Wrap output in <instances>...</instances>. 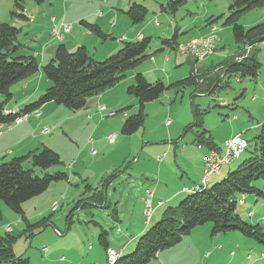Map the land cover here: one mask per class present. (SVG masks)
Instances as JSON below:
<instances>
[{
  "label": "rangeland",
  "instance_id": "374dc122",
  "mask_svg": "<svg viewBox=\"0 0 264 264\" xmlns=\"http://www.w3.org/2000/svg\"><path fill=\"white\" fill-rule=\"evenodd\" d=\"M14 1H19L22 6H16ZM123 1L127 0H44L41 4L34 0H0V22H7L19 30L16 43L20 54H36L38 58L34 57L37 61L43 56V64L52 58L56 46L63 42L84 45L89 48L90 54L95 53L96 59L117 51L119 48L115 43H118V37L112 36L107 40L99 38L80 22L79 16L102 12L112 5L119 8L118 5ZM145 1L132 2L145 5ZM168 1L159 3V6L145 5L147 15L155 17L161 23V28L168 37L173 33L174 26H178V42L184 43L191 35L196 36L207 28L209 25L205 20L208 17H218L212 23L216 25L215 34L220 39L216 54L208 56L203 62L197 60L198 67L202 63L206 66L204 70L200 68L203 73L207 67L217 65L220 60L230 61L234 57L237 44L231 25L223 23L229 15L228 6L234 0H185L173 13L169 8L166 10L168 13L161 9ZM64 6L67 8L63 13L65 19H62ZM263 15V8H253L239 15L235 22L249 28L263 21ZM51 16L56 18V31L60 30L61 23L70 26L60 37L53 34ZM153 18L150 23L156 28ZM170 18L174 20L168 21ZM87 20L92 22V19ZM112 21L116 23L112 18L106 19L102 25L99 24L100 29L104 33L111 32L107 27H110ZM117 32L119 36L122 31ZM159 38L161 36L157 38L155 35L151 38L150 45L154 49L151 51L152 57L156 56L163 63L166 58L170 61L160 67L159 75L146 76L149 82L159 79L167 86L171 81L161 69L173 74L172 82L186 78L190 70L184 64L186 54L168 47L157 51L161 45ZM251 52L261 64L257 76L240 77L217 70L214 74H204L206 78L216 79L209 93L197 92L195 85L178 89L169 87L158 99L145 103L143 126L131 135H124L120 130L125 117L138 110L137 99L126 93L127 87L134 83V78L128 79L129 73L136 67L125 72L120 80L121 86L116 90L110 92V88H107L92 96L93 100L79 111H72L53 102L42 105L41 126H47L49 132L41 133L44 127H38V120L31 138L33 145L26 153L38 152L42 147L52 149L59 155L61 163L49 167L46 172L63 171L67 174V179L52 183L44 192L23 203L24 217L29 223L34 224L47 218L43 226H31L32 235L29 238L26 221L0 202V207L7 209V213L0 216V235L10 231L16 237L13 245L15 257L27 259L28 264H107L104 246L98 239L100 233H104L109 246L117 250L126 245L123 255L133 251L138 237L160 220L161 216L157 221L154 220L156 213L161 214L166 207L178 204L185 197V193L179 192L177 198L164 200L181 189L183 184H189L188 178L198 170L197 165L202 162L207 149L205 144L201 148L197 144L201 132L205 130L204 137L210 136L222 153L225 148L224 139L229 136L231 138L234 130L241 132L239 134L246 141L253 142L258 132L254 124L261 120L264 122V40L255 43ZM152 57L140 63L144 64L142 68L152 67ZM154 67L157 65L154 64ZM42 77L35 81L34 88L37 89L34 94L38 96L33 101L47 88L44 87L47 80L43 75ZM127 79L132 81L125 83ZM41 83L43 85L39 86ZM106 91L107 94L101 101L106 107L105 113L115 111L116 114L106 115L101 119L96 112L95 98ZM14 103L10 99L6 105L14 106ZM195 112L199 125H194ZM260 113L261 117L254 115ZM233 116L238 117V121ZM30 118L33 117L21 122ZM109 134L114 135L111 141L107 139ZM98 140L102 142L94 144ZM91 141L93 145L90 146ZM6 143L5 140L0 141V162L16 156L7 153L14 148L6 147ZM14 144L15 141L12 140L10 145ZM92 149L96 150L95 154H91ZM163 152L166 155L159 160L158 156ZM246 156L247 153L243 152L229 164H222L217 172L224 173L227 169L235 168ZM28 166L30 163L26 164ZM33 172L38 176L42 175L38 168H34ZM217 172L209 176L207 185L223 178L224 175L219 177ZM216 179L218 180L214 181ZM254 184L261 188L264 183L258 180ZM150 187L158 189L155 200L165 201L162 206L160 203L156 206L159 208L155 212L156 201L146 191ZM200 188L204 187L199 186L198 189ZM99 191L103 194L104 203L90 202L89 198ZM244 197L249 198L242 204V198L239 200L238 196L236 212L243 221L252 225L259 224L264 232V200L252 194H244ZM148 198L151 200L150 215L146 216L145 201ZM76 204L79 205L76 207ZM124 208L126 212L123 211ZM114 211L120 219H115ZM8 225L10 230L7 229ZM142 225L143 231L133 236ZM163 251H175L176 255L172 256L174 264H264V245L246 238L239 231L211 234L209 222L197 226L183 236L178 244ZM153 261L154 259L151 263Z\"/></svg>",
  "mask_w": 264,
  "mask_h": 264
},
{
  "label": "trees",
  "instance_id": "16d2710c",
  "mask_svg": "<svg viewBox=\"0 0 264 264\" xmlns=\"http://www.w3.org/2000/svg\"><path fill=\"white\" fill-rule=\"evenodd\" d=\"M43 1L34 0L37 4ZM184 2L185 0H169L161 6V9L167 12L169 8L173 13L178 5ZM14 3L16 6H22L19 1H14ZM258 7L264 10V0H234L228 6L229 15L223 23L231 25L237 51L230 61L225 59L217 65L209 66L205 69V73L214 74L215 70H224L225 73L236 74L240 77L257 76L261 64L251 52L253 45L248 47V43L264 35V18L263 21L249 28H244L235 21L242 13ZM124 13L132 24H138L145 19L147 7L143 4L132 3ZM217 18L212 19L210 16L205 21L211 25ZM81 23H84L87 29L99 38L105 40L109 37L98 25L86 21H81ZM177 27L174 26L170 37L159 38L161 45L157 51L168 47L178 52L176 47L180 44L178 42L180 33ZM18 32L19 30L11 24L0 22V125L10 124L17 116L35 109L40 110L41 106L47 102L62 105L72 111H79L86 106L90 97L117 84L125 76L126 71L137 67L153 54L150 37H142L135 41H122L120 48L102 61L95 60L84 45L77 46L70 51L62 43L56 46L52 58L46 64L41 65L34 55L19 53V46L16 43ZM211 32L217 37L215 30ZM239 56L243 57L236 58ZM38 72H41L49 82L44 92L37 100L25 104L18 111L6 109L7 102L12 99L11 87ZM205 73L195 64L192 74L166 86L159 79L149 82L141 72H137L134 75V83L127 87L126 93L137 99L138 110L135 114L125 117L120 132L124 135H131L141 128L144 122L145 103L158 99L169 87L178 89V87L195 85V90L200 93L211 92L216 79L206 78ZM194 114V125H199L197 112ZM205 132V130L201 132L198 146L201 148L205 144L207 152L212 149L219 151L209 135V138L204 137ZM243 152L247 153L246 158L235 168L229 170L221 180L205 185L204 188L192 193H185V197L178 204L166 207L160 220L138 237L133 251L121 256L119 254L112 263L106 258L107 264H147L160 251L178 244L183 236L206 222L211 223V234L239 231L246 238L264 245V232L259 224L252 225L243 221L236 212L238 196L239 200L243 198L242 204L244 194H252L264 200V184L261 188L254 184L258 180L264 183V122L259 124L253 142L247 141ZM27 163H30V166L26 167ZM60 163L59 155L47 147H42L38 152H28L0 162V202L26 221L28 238L32 235L31 226H43L47 218L34 224L29 223L24 217L22 204L44 192L52 183L67 179V174L63 171L46 172L49 167ZM34 168L40 169L42 175L34 174ZM103 200L101 191L89 198L90 202L97 204H103ZM78 205L76 204V207ZM113 215H116V211ZM98 239L106 249L108 242L105 234L100 233ZM15 241L16 237L10 231H5L3 235H0V264L1 262L28 264L27 259L15 257L13 252Z\"/></svg>",
  "mask_w": 264,
  "mask_h": 264
},
{
  "label": "crops",
  "instance_id": "0c3cea01",
  "mask_svg": "<svg viewBox=\"0 0 264 264\" xmlns=\"http://www.w3.org/2000/svg\"><path fill=\"white\" fill-rule=\"evenodd\" d=\"M134 2V0H127V1H123L122 4L118 5V7L120 8H115L112 6L110 7H107L105 9V11H98L96 13H90V14H85L83 16H79V18H81L80 20L81 21H86L88 22L89 20L87 19H92V22H88V23H93V24H96L99 26L103 24L104 21H106V19H114L116 21V23L114 21H112L109 25L110 27H107V29H109L111 32H106V34L109 35V37L107 39H111L112 36H115V37H118L116 38V40L118 39V43H115L116 47L117 48H120V42L122 41H135V40H139L141 39L142 37H150L152 38L154 35L158 38V37H167L168 38V34H166V32L161 28V23L153 16L150 17L149 15H146L145 19L141 22V23H138V26L136 24H132L129 20V18L127 17V15L124 13L127 8ZM159 1V2H158ZM165 1L167 0H146L145 1V5H151V6H159V3H164ZM132 2V3H131ZM148 3V4H147ZM65 8H67L66 6L63 7V10H62V19H65L64 16H63V13L65 12ZM77 7H73V9H75ZM52 15V14H51ZM153 18V22H154V26L156 28H153L151 26V23H150V20H152ZM262 18H264V15L262 16ZM50 20L52 21L51 22V25L53 23V26H52V29L54 28V26H56L55 24V21H56V18L54 19V16H51ZM79 20V21H80ZM174 19L173 18H170L168 19V21H173ZM80 21V22H81ZM61 22V21H60ZM155 22H158V25L155 24ZM62 24V23H61ZM60 24V30H61V27L63 25H66V24H62L61 26ZM69 26V25H68ZM70 27V26H69ZM100 27V26H99ZM112 27V28H111ZM212 27H215L216 28V25L215 24H211L209 25L207 28L201 30L199 32L198 35L196 36H200V35H207L208 33H210L212 31ZM114 28L116 30H114ZM102 29V28H101ZM178 29V27H177ZM104 31V30H103ZM117 31H122L120 32L121 34L119 36H117ZM105 32V31H104ZM180 33V32H179ZM182 33V32H181ZM130 36H129V35ZM158 35V36H157ZM57 36V35H56ZM170 37V36H169ZM192 37H195V35H191L190 37H188L184 42H186L187 40H189L190 38ZM218 37V36H217ZM57 39H61V38H57ZM105 39V40H107ZM126 39V40H125ZM219 37H218V42H217V49H218V46H219ZM179 43H183V42H179ZM63 44L70 50H73L77 47V45L79 44H74V43H71V44H68V43H64ZM87 48V47H86ZM160 49V47L158 48ZM157 49V50H158ZM216 49V51H217ZM88 50V53L90 54V50L89 48H87ZM116 51V50H115ZM216 51L212 54H216ZM35 53V52H34ZM33 53V54H34ZM111 53V52H109ZM109 53L103 55V56H98V58L95 59V53L92 55L90 54L95 60H101L103 58H105ZM211 54V55H212ZM36 57L38 55L34 54ZM185 55V54H184ZM51 56V55H50ZM48 56V57H50ZM210 56V55H209ZM38 58V57H37ZM207 58V57H206ZM43 60V56H40V59L38 60L40 62V64L42 65L44 62H42ZM151 61H152V67H149V68H142V66L144 64H140L136 67V69H133L131 73H129V77L128 79L130 78H134V75L137 73V72H141L147 79V76L146 75H159V72H160V67L162 65H165V63H168L170 61L169 58H166L165 59V63L162 62V60L160 59H156V56L155 57H152L151 58ZM204 61V59L202 60V62ZM223 61V60H220V62ZM219 62V63H220ZM154 64L157 65V67H154ZM197 64V63H196ZM198 67V66H197ZM206 66H204V64L202 63L200 65V67L198 68H205ZM162 72H164L166 74V77L167 79H170L169 81H171L172 83V77H173V74H170L169 73V70L167 71H163V69H161ZM215 72H217V70H215ZM37 78H39L41 80L42 77V74L41 72H38L37 75H32L30 77H28L27 79L25 80H22L16 84H14L12 87H11V92H12V99L15 101L14 103V106H10V105H6V108L11 110V111H18L20 110L25 104H28L29 102L33 101L38 95H35V90L37 88H34L36 86V82L37 81ZM127 79V80H128ZM132 80H128V81H124L125 83L126 82H130ZM176 81V80H175ZM124 83V84H125ZM121 82L119 81L117 84H115L114 86L110 87V92H113L114 90H116L117 87L121 86L120 85ZM43 85V83H41L39 86ZM49 86V82L45 81L44 83V87H48ZM39 88V87H38ZM45 90V89H44ZM43 90V91H44ZM212 90V88H211ZM198 92V91H197ZM107 94V91L102 93L101 95L99 96H96V112L98 113V115L100 116L101 119H103L104 117H102V115L106 116L107 113H105L106 111V107L105 105L101 102L103 98H105V95ZM93 100V97H90L88 100H87V103L89 104L91 101ZM86 103V106L88 105ZM225 103V102H224ZM100 106H103L105 109L104 111H99V107ZM41 110V108H40ZM109 112H115V111H109ZM115 113L111 116H114ZM250 115H253L250 113ZM256 115V117H261L262 113L260 114H254ZM41 117H42V112H41V116L39 118H30L29 120H26V121H22L16 125H13L11 126L10 128H2L1 131H0V141L1 140H5L7 143H6V147H13L14 150L11 152V150H8L7 153L10 154V155H16V156H19L21 154H25L28 150L31 149L32 145H33V142L31 141V138L32 136L34 135V128L37 127V125H35V123L38 121V127L41 126ZM234 119H236L238 121V117L236 116H233ZM262 121V120H261ZM261 121H257L256 124H254L256 126V128L258 129L259 127V124L261 123ZM167 123V122H166ZM44 127L43 125L41 126V128ZM47 127V126H46ZM40 128V129H41ZM40 131V130H39ZM240 131V130H239ZM241 133V132H239ZM236 132V130H234V132H231L232 137L239 134ZM40 134V132H39ZM41 135V134H40ZM231 137V138H232ZM230 139V136L224 140H228ZM15 141V144L14 145H10V142L11 141ZM101 140H98L96 142H94V144H99ZM102 142V141H101ZM90 143V146L93 145L92 144V141L89 142ZM219 151L221 152V150L219 149ZM207 152V149H205V152L204 154ZM231 165V164H230ZM203 158H202V162L199 163V166L197 165L198 167V170L195 172L194 176H191V178L189 177L188 178V183L189 184H183L182 187H190L196 183L199 182L200 178L202 177L203 175ZM229 166V165H228ZM72 167V166H71ZM70 167V169H71ZM230 167V166H229ZM231 169V168H230ZM230 169H227L224 173H220L218 175H220L219 177H221L222 175H225ZM211 179V178H210ZM218 179L214 180V181H217ZM181 187V189H182ZM181 189H179L177 192H175L174 194H172L171 196L165 198L164 200L167 201L168 199H175L177 198L180 193L179 192H182ZM155 190V191H154ZM156 190L158 189H152L151 187L149 189H146V191H151L152 192V199L155 200V195H156ZM183 193V192H182ZM249 197H244V202L246 199H248ZM104 201V200H103ZM156 202L154 203V212L159 208V207H156L159 203H160V206H162L164 204L165 201H162V200H155ZM23 205V204H22ZM23 207V206H22ZM79 209V208H77ZM124 212H126V209L124 208L123 209ZM120 212V211H119ZM118 212V214H119ZM3 213H7V209H3L2 207H0V216L2 217ZM162 214V213H161ZM161 214H157L156 213V216L154 218L155 221H157L159 219V217L161 216ZM12 216V215H11ZM115 219L118 220L120 219V216L118 215H114ZM10 227V225H8ZM128 226H130V224H128ZM7 227V226H6ZM143 225L140 227V230L134 234L133 236L135 235H138L139 233H141L143 231ZM126 246V245H125ZM125 246H121L120 248L115 249L114 247L112 246H109L108 244V247L109 248H112V249H115L116 251H118V253L121 255H123V249H126ZM106 251V249H105ZM175 251H170V252H166L164 253V251H160L154 259V261L151 263V260L148 264H174L173 261H172V256L176 255L174 253ZM178 254V253H177ZM106 256V255H105ZM209 256V254H208ZM90 263V262H89ZM95 264H98L95 262ZM250 264H252L250 262ZM256 264V262L254 263Z\"/></svg>",
  "mask_w": 264,
  "mask_h": 264
},
{
  "label": "built area",
  "instance_id": "2783aa9c",
  "mask_svg": "<svg viewBox=\"0 0 264 264\" xmlns=\"http://www.w3.org/2000/svg\"><path fill=\"white\" fill-rule=\"evenodd\" d=\"M155 24L158 25V22H155ZM68 29H69L68 25H63L61 27V30H59V31H56L54 28L53 34L62 35V32L67 31ZM215 29H216L215 27H212V31ZM216 42H217V37L211 32L207 35H200V36H195V37L190 38L189 40L184 42V44H179L176 47V50L180 54L192 55V56L196 57L197 60H203L216 51L215 50ZM239 57H243V56H239ZM104 109L105 108L103 106L99 107L100 112L104 111ZM113 114H114V112H108L107 116L108 115L111 116ZM40 115H41L40 110L35 109L32 112L25 113V114L18 116L10 124H5V125L1 124L0 129H1V127H5L8 129L12 125L20 123L21 120H24V119L28 118L29 116L40 117ZM102 117H104V115H102ZM167 123H169V122L167 121ZM48 132H49V130L47 127H44L41 130L42 134H47ZM113 138H114V135H112V134L107 135L108 141H111ZM246 146H247V141L241 137V134H237V135L233 136L232 138L228 139L227 141H225V143H224L225 148H224L223 153L220 151H217V150H213V149L206 152L204 157H203V165H204L203 166V175H202L200 181L191 187H183L182 191L184 193H186L188 191H191L193 187L201 186V185H207V182L209 180V176H211L212 174H215V172L219 171L222 164H229L232 160H234L236 155H239V153L242 150L246 149ZM95 153H96V150L92 149L91 154H95ZM165 155H166V152H163L162 155L158 156V159L162 160V158ZM147 193L150 197H152L151 191H147ZM145 202H146L145 214H146V216H149L150 215V202H151L150 198L146 199ZM242 202H243V198L241 199V203ZM7 229L10 230V227H7ZM115 252H116L115 249L107 247L106 251H105L106 258L108 256H111ZM61 260H63V257H61ZM90 264H95V263H90Z\"/></svg>",
  "mask_w": 264,
  "mask_h": 264
},
{
  "label": "water",
  "instance_id": "95a60500",
  "mask_svg": "<svg viewBox=\"0 0 264 264\" xmlns=\"http://www.w3.org/2000/svg\"><path fill=\"white\" fill-rule=\"evenodd\" d=\"M263 40H264V35L252 40L251 42H249L248 46H251V45H253L257 42H261ZM196 63H197L196 57H194L192 55H186L185 60H184V64H186L189 67L190 74H192L194 72Z\"/></svg>",
  "mask_w": 264,
  "mask_h": 264
},
{
  "label": "bare ground",
  "instance_id": "6f19581e",
  "mask_svg": "<svg viewBox=\"0 0 264 264\" xmlns=\"http://www.w3.org/2000/svg\"><path fill=\"white\" fill-rule=\"evenodd\" d=\"M58 37H60L61 35H57ZM184 44V43H182ZM254 45V44H253ZM252 46V45H251ZM244 150H242L239 155H236L235 158H238L240 156V154L243 152ZM235 160V159H234ZM233 161V160H232ZM201 186H205V185H201ZM199 186L193 187L191 191H188L187 193L193 192L194 190L196 191V189H198ZM249 215H251V213H249ZM119 253L118 251H116L114 254H112L111 256L107 257L108 262H114V260L118 257ZM116 262V261H115Z\"/></svg>",
  "mask_w": 264,
  "mask_h": 264
}]
</instances>
